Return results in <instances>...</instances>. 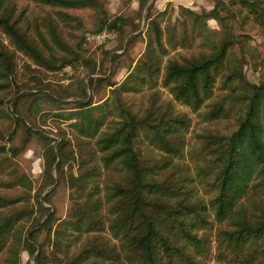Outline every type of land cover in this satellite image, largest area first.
Returning <instances> with one entry per match:
<instances>
[{
    "label": "trees",
    "instance_id": "obj_1",
    "mask_svg": "<svg viewBox=\"0 0 264 264\" xmlns=\"http://www.w3.org/2000/svg\"><path fill=\"white\" fill-rule=\"evenodd\" d=\"M34 1L58 9L62 19H74L66 10H94L100 20L96 33L107 29L128 37L129 21L112 19L103 0ZM148 1L141 2L142 13L133 26L139 31L142 21L148 19L150 40L130 74L121 84L90 75L73 101L76 105L70 120L75 121L72 126L79 133L74 148L66 138L53 144L54 139L35 125L28 126L27 117L17 111L9 142L22 130L20 145L9 147L7 132L0 128V155H4L0 176L8 177L0 180V187L18 191L0 195V256H5L4 264H200L199 259L210 253L209 229L217 223L229 226L221 232L237 256L246 253L264 262V76L259 84L249 81L242 37L227 27L230 20L245 13L264 34V0H214V8L201 13L182 8L180 16L190 17L193 30L204 38L203 48L209 51L181 59L169 58L165 33L157 19L166 11L153 15ZM209 20L224 26V38L218 42L206 36ZM0 36L8 42L0 37V116L9 120L3 94L12 88L17 53L51 72L73 67L82 58L62 38L52 18L39 23L27 17L18 0H0ZM169 41L175 42L173 32ZM239 46L241 57L235 51ZM260 63L264 66V58ZM86 67L96 74L91 61ZM101 83L112 88L113 106L109 102L93 106L88 89L93 91ZM158 86L167 89L172 100L163 101L158 92L152 94L142 113L134 111L123 97L143 87L153 90ZM217 89L223 93L216 94ZM25 95L18 97L19 102ZM36 97L38 102H64L54 93ZM178 104L194 113L209 106L208 121L225 119L237 107L234 130L201 136L193 169L182 164L191 121L178 112ZM110 116L113 118L108 121ZM34 138L44 143L43 190L60 178L71 190L69 213L57 227L55 213L44 207L40 197L38 210L32 207L33 182L15 163ZM73 158L77 173L71 167L66 169ZM104 170L119 178H109L102 188L98 179ZM204 185L209 193H201ZM106 207L109 216L103 212ZM38 212L41 216L36 222ZM33 220L26 229L25 224ZM23 252L29 255L26 263Z\"/></svg>",
    "mask_w": 264,
    "mask_h": 264
},
{
    "label": "rangeland",
    "instance_id": "obj_2",
    "mask_svg": "<svg viewBox=\"0 0 264 264\" xmlns=\"http://www.w3.org/2000/svg\"><path fill=\"white\" fill-rule=\"evenodd\" d=\"M103 1L105 2L106 11L112 19L115 17H124L129 21L130 24L126 27V35L128 37L125 36L124 38L119 35L116 40L109 41L101 46H96L93 43L87 42V36L97 34L95 31L100 24V20L94 10H62L67 12L70 17H74V19H69L68 17L62 19L56 13V10L59 11L58 9L39 6L34 0H18L20 11L26 10L27 17H31L32 19L36 18L39 23L52 18L58 26L59 31H61L62 38L70 47L76 48V51L82 55V58L73 67L51 72L35 65L27 56L17 53L18 68L13 78L12 88L3 94L5 98V109L11 114L12 119L9 120L0 116V128L7 132L5 141L8 142L9 147L14 145L19 146L24 138V132L21 130L16 135L15 140L9 142L10 133L15 131L16 124L14 119L16 116L14 115V111H17V113H22L25 118L27 117L29 121L28 126L35 125L38 130L44 131L49 137L54 139L53 144L60 138H66L72 142L74 148L78 143L77 138L79 137V133L72 126V123L75 121L70 120L72 112L75 111L73 107L76 105L73 101L76 100L78 95H81V88L88 82L89 76L93 75V78L106 79L109 77L111 82L121 84L135 67L138 60L144 55L147 43L150 40V21L144 19L140 30L134 31V26L137 24L142 13L141 2L143 0ZM165 1L162 0L156 4L153 0H149L147 7L151 6L153 8L151 12L153 15L166 11L165 16L157 19H159L165 33V43L169 51V58L181 59V57H191L201 52H208V47L203 48L204 38L200 36L199 32L193 30L190 17L187 15L181 17L180 14L183 10L182 8H187L197 13H201L202 11L209 12L216 5V1L191 0V3L186 4L184 2V5L178 2L167 3ZM144 15H146V10L144 11ZM224 15L225 17L229 16L228 14ZM227 27L236 36L240 35L242 37L243 45L247 51L244 64L245 73L250 82L259 84L264 76V66L260 63L261 59L264 58V34L255 26L250 18L246 17L245 13L243 16L239 15L236 19L230 20L227 23ZM208 29H210V32L206 36L209 37L210 41L218 42L224 38L225 29L221 23L215 20H209ZM172 32L174 33L175 42L170 43L169 34ZM0 37L8 44L4 36ZM79 45H81V48H78ZM235 51H237L239 57L242 56L241 46L237 47ZM109 56L114 57L115 60L112 62ZM258 56L260 57L259 60ZM87 61H91L93 66L96 67H93L96 69V74H91L92 70L86 67ZM218 89L216 90V94H222L223 92ZM19 91L21 93L17 94ZM157 92L163 101L172 100V96L168 90L161 86L153 90L148 89V87H143L140 92L123 94V97L134 111L142 113L149 105L152 94ZM22 93L26 95L19 102L18 97ZM48 93H54L60 96L64 99V102L57 104L49 101H37L36 95L44 96V94ZM88 95L92 99L94 107L107 102L113 106L112 88L103 87L102 83L97 84L93 91L88 89ZM176 109L178 112H183L187 115L191 121V126L187 133V152L182 164L188 165L190 169H193L194 162L199 159L198 153L201 148V136L210 132L227 134L234 130V116L237 107L229 113L227 118L215 121L205 119V115L211 109L209 106L202 108L199 113H194L186 106L179 104L176 105ZM96 114L98 115L99 112H96ZM112 118L110 116L108 121H111ZM3 156L0 155V159ZM74 159L66 164V169L70 171L71 167L77 173L78 165ZM15 163L21 173L26 174L33 182L32 207L38 210L37 201L40 197L39 200L43 202L44 207L51 209V212L55 213L56 219H58L56 222L57 227L59 222L66 219L69 213L72 204L70 199L71 190L64 181V178H60L54 186L47 187L43 190L45 164L44 143L37 138L32 139L26 150L16 159ZM7 178V176H0V180ZM109 178L118 180L119 177L111 171L104 170L98 179V184L103 188ZM17 192V190L10 191L0 187V195H14ZM201 193H209L206 185L201 186ZM205 196H207V199L210 197L209 195ZM103 212L106 216H109L107 207ZM40 216V212L34 215L36 222L40 220ZM106 222V228H109V221ZM33 223L34 220L26 223V229ZM225 229H229L227 224L219 225L218 223L209 229L210 240L212 242L210 253L206 257L199 259L200 264H264L260 259L249 258L246 253L237 256L235 247L228 246V241L221 232ZM105 235L111 238L108 231L105 232ZM44 236L45 233H43L40 241L44 240ZM73 239L75 240V237ZM4 259L5 256H0V264H4ZM28 259V253L23 252V263H26ZM247 259H251V262Z\"/></svg>",
    "mask_w": 264,
    "mask_h": 264
},
{
    "label": "built area",
    "instance_id": "obj_3",
    "mask_svg": "<svg viewBox=\"0 0 264 264\" xmlns=\"http://www.w3.org/2000/svg\"><path fill=\"white\" fill-rule=\"evenodd\" d=\"M118 34L115 31L104 30L101 33L90 34L87 36V42L93 43L96 46H101L109 41L116 40Z\"/></svg>",
    "mask_w": 264,
    "mask_h": 264
},
{
    "label": "crops",
    "instance_id": "obj_4",
    "mask_svg": "<svg viewBox=\"0 0 264 264\" xmlns=\"http://www.w3.org/2000/svg\"><path fill=\"white\" fill-rule=\"evenodd\" d=\"M160 1H162V0H158V1L156 2V4L159 3ZM164 1H165V0H164ZM165 2H167V3L178 2L179 4L184 5V2H185L186 4H187V3H191V0H166Z\"/></svg>",
    "mask_w": 264,
    "mask_h": 264
}]
</instances>
